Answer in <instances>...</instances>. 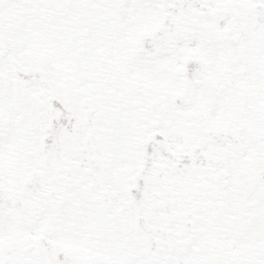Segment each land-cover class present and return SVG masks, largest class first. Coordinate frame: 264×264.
Segmentation results:
<instances>
[{
	"label": "snow or ice",
	"instance_id": "snow-or-ice-1",
	"mask_svg": "<svg viewBox=\"0 0 264 264\" xmlns=\"http://www.w3.org/2000/svg\"><path fill=\"white\" fill-rule=\"evenodd\" d=\"M0 264H264V0H0Z\"/></svg>",
	"mask_w": 264,
	"mask_h": 264
}]
</instances>
